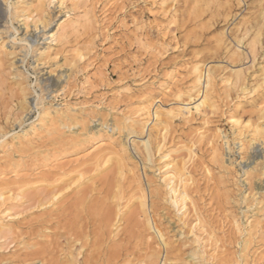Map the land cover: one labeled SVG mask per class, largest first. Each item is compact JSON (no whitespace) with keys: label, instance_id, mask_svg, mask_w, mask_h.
Segmentation results:
<instances>
[{"label":"rangeland","instance_id":"374dc122","mask_svg":"<svg viewBox=\"0 0 264 264\" xmlns=\"http://www.w3.org/2000/svg\"><path fill=\"white\" fill-rule=\"evenodd\" d=\"M37 7L0 0V264H264V0Z\"/></svg>","mask_w":264,"mask_h":264},{"label":"bare ground","instance_id":"6f19581e","mask_svg":"<svg viewBox=\"0 0 264 264\" xmlns=\"http://www.w3.org/2000/svg\"><path fill=\"white\" fill-rule=\"evenodd\" d=\"M49 2V4L50 3H52L53 2V0H37V4H38V10L41 12V13H43L44 14V12L46 11V4ZM62 3V2H61ZM11 14V13H10ZM45 14H46V12H45ZM44 17V16H43ZM28 18V17H27ZM39 18V17H38ZM45 18V17H44ZM43 18H40L39 19V21H40V23H41V25L43 26V27H45L46 26V23L42 20ZM67 23H69V24H71V25H74V24H77L78 23V21H76V20H73V19H70V20H67V21H63L57 28V30H56V32L55 33H53L52 35H51V38L53 37V40H55V41H57V42H59L60 41V39H61V36H62V34H61V32H62V30H63V27L67 24ZM82 23V22H81ZM78 27V26H77ZM43 53H45V52H43ZM49 53V52H48ZM195 70H199V68L198 67H195ZM200 72V71H199ZM232 73V72H231ZM199 74V73H198ZM231 78H229V80H231L232 81V84H233V82H237L238 80H239V78H240V74L238 73V72H235L234 74H232V76H230ZM211 77L210 76H208V78L206 79L207 81H206V87H208V85L210 84V81H211V79H210ZM199 79H201V75H199L198 76V80ZM201 81V80H200ZM23 85V84H22ZM26 86V85H25ZM27 87H22V89H21V91H22V96H21V98H22V105H23V107H25V105L28 103V101H27V92L25 91V90H27L26 89ZM206 90H207V88H206ZM26 93H25V92ZM208 94H207V92L205 93V94H203L202 95V98L200 99V100H198V102H193V107L191 106V107H189V106H187V107H185L184 108V110H187L188 111V113L189 112H191V110H192V108L196 111V112H202L203 111V109H204V107L207 105V101H208ZM189 98V97H188ZM191 100H194V99H192L191 98ZM187 104V103H186ZM191 104V103H190ZM209 106H211V105H209ZM183 107V106H182ZM183 109V108H182ZM147 110V109H146ZM149 110V109H148ZM150 111V110H149ZM54 113H58L57 111H55ZM157 114V113H156ZM198 114H200V113H198ZM156 116H158V115H156ZM160 121V120H159ZM17 143H19V140H17V139H15V141L12 143L13 145H15V144H17ZM145 144V143H144ZM110 145V143L109 142H106V140H101V141H99V142H97V144H95L94 146H93V148L91 149V150H89L85 155H87V154H89L88 156H87V158L88 159H91V158H95V160H97V161H100V162H105V161H109L110 160V157L115 153V152H113L112 150H108L107 151V149L109 148L108 146ZM116 153H118V152H116ZM115 153V154H116ZM84 155V156H85ZM83 156V157H84ZM78 158H81V156H78ZM85 158V157H84ZM84 158L83 159H81V160H79V163L82 161V160H84ZM87 160V159H86ZM85 161V160H84ZM83 163V162H82ZM172 174V173H171ZM173 175V174H172ZM175 176V175H174ZM3 177V176H2ZM18 177V176H17ZM171 179L173 178V176L172 177H170ZM3 189V187H0V190H2ZM184 201V200H183ZM151 223V222H150ZM156 228V227H155ZM157 229V228H156ZM161 236V235H160Z\"/></svg>","mask_w":264,"mask_h":264}]
</instances>
